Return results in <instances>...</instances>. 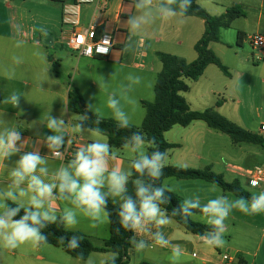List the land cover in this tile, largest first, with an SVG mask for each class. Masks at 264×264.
<instances>
[{
  "label": "crops",
  "instance_id": "obj_1",
  "mask_svg": "<svg viewBox=\"0 0 264 264\" xmlns=\"http://www.w3.org/2000/svg\"><path fill=\"white\" fill-rule=\"evenodd\" d=\"M227 1L200 0L198 3L211 15L218 16L221 13L219 9L223 14L228 8L241 5L240 0ZM229 1L233 3L232 6ZM14 2L16 7L24 9L28 25L24 26L22 31H15L10 26L9 31L0 32V101L12 92H17L21 95V106L13 108L0 102V128L20 130L24 137L22 150H39L48 159L50 171L66 165L82 145L94 141L108 143V138L100 133L74 131L79 113L73 112L69 107L68 82L72 81L71 84L79 89L86 106L89 103L95 104V114L113 119L112 112L107 107L108 97L114 92H119L121 83H130L125 80L129 73L139 75L142 81L139 85H131L130 102L122 100L125 111L131 118V124L139 127L145 117L142 101L154 100V86L162 68L158 53L177 55L192 62L197 58V55L193 54L194 46L205 31L203 20L184 16L169 20L157 19L130 38L126 21L129 15L136 13L135 0L96 1L81 5H77V0ZM263 8L264 2L261 4L253 34H264ZM74 22L76 24H73ZM91 28L101 33L113 34L115 45L108 57H84L85 63L81 65L80 60L70 57L68 52L56 51L58 47L67 46L73 29L87 31ZM223 30L220 41L212 43L210 48L227 66L229 75L210 65L195 83L201 82L202 87L206 88L205 94L209 92L215 97H223V102L212 104V108L219 114L251 132L264 134L261 130L264 126V51L253 53L241 46L251 35L245 27L237 29L236 44L241 49H236L233 42L226 39V35L222 37ZM238 33L243 34L240 42ZM46 35L51 36V45L43 43ZM130 41L132 48L126 50ZM17 42H22L20 47L16 46ZM52 50H55L54 54ZM13 57H19L22 62L17 64ZM60 60L61 65L57 64ZM187 102L190 105L188 100ZM64 108H67L64 115L65 132L70 143L62 150L70 151L71 155L67 159L53 157L43 140L35 134L37 130L42 134H51L44 126L46 117L49 112L60 116ZM198 122L187 127L175 126L166 132L171 134L172 138L165 140L176 144L174 149L178 150L168 152L166 166L182 167L185 163L188 164L187 168L191 169L210 166L227 182L238 181L242 188L251 194L264 191V182L259 187H252L246 173L250 169L264 167V149L251 144L234 145L231 139L228 141L222 135L224 133ZM112 151L117 159L110 160V167L115 165L127 169L135 157V153L124 147L112 148ZM17 158L13 156L11 161L0 163V181L8 179L9 165ZM46 180H50V177ZM163 183L171 187L172 192L182 201L191 196H199L202 203L221 195L229 200L237 199L233 194L202 180L167 178ZM55 203L60 211L65 206H70L61 200ZM197 215L199 218L194 220L204 223L202 214ZM78 219L79 223L69 230L88 235L96 246L102 245L109 237V222L93 227L92 221L82 214ZM225 224L226 243L223 247L205 244L201 236L187 233L174 220L171 225L163 227L162 231L172 245H179L183 251L177 264H264V213L249 215L233 210ZM136 238L149 239L147 236ZM149 243L153 242L149 240ZM41 252L42 245L33 247L30 243L14 250L0 247V264H55ZM129 254L140 255L137 264H172L171 246L165 248L153 244L152 247L137 251L131 245ZM108 255L110 252H94L85 261L92 256H99L103 260L102 263H106L110 259L107 258ZM225 255H228L229 259H225Z\"/></svg>",
  "mask_w": 264,
  "mask_h": 264
},
{
  "label": "clouds",
  "instance_id": "obj_2",
  "mask_svg": "<svg viewBox=\"0 0 264 264\" xmlns=\"http://www.w3.org/2000/svg\"><path fill=\"white\" fill-rule=\"evenodd\" d=\"M191 5L192 0H135L136 13L129 15L126 21L130 38L157 19L184 17ZM21 43L17 42L16 46L20 47ZM131 48L130 41L126 50ZM100 51L107 53L106 48ZM13 60L17 64L22 62L19 57H13ZM125 80L130 83H121L119 92H114L107 100V107L111 110L118 129L132 127L122 100L130 102L131 85H139L142 77L129 73ZM0 102L20 108L21 95L12 92ZM66 112L67 108L62 110L60 116L48 113L44 126L51 134H42L39 130L35 132L55 158L62 159V149L70 143L65 132ZM89 112H97L95 104H87L84 113L77 115L74 131L100 133L99 118L95 121L97 127H86L90 119ZM23 141L20 130L0 128V163L11 161L13 156L18 157L9 165L8 179L0 181V247L9 250L27 243L33 247L47 243L48 237L44 229L57 223L65 229H71L79 223L80 214L92 221L93 227L109 222L111 213L108 211V202L111 199L113 204L119 205L120 227L116 229L117 232L123 228L134 233L129 242L137 251L152 247L153 244L165 248L171 246L172 264H177L183 251L179 245H172L162 231L163 227L173 223V217L180 216L188 222L199 218V212L209 229L201 235V240L209 246L223 247L226 243L225 221L233 210L249 215L264 213L262 191L251 195L249 199L240 197L229 200L221 195L206 203H202L199 196H191L185 198L169 214L161 205L170 201L167 193L173 189L166 183H157L164 175L167 152L160 151L158 145L154 151L145 152L144 146L155 145L156 141L155 138L148 139L139 131L123 138V147L135 153L127 169L115 165L110 167V160L117 159L112 146L107 142L94 141L79 147L66 165L50 171L48 159L39 150H22ZM181 166L187 168L188 164ZM48 177L50 180H46ZM129 183L132 184L134 193L129 192ZM251 184L253 187L258 186L255 180ZM57 200L65 201L70 206H65L60 211L55 203ZM137 236H147L149 239H137ZM60 239L63 242L65 238ZM82 239L80 236H71L67 239V247L72 250L80 248ZM149 240L153 243H149ZM78 258L84 260L82 252L78 254ZM116 259L117 254L113 253L111 264H115Z\"/></svg>",
  "mask_w": 264,
  "mask_h": 264
},
{
  "label": "trees",
  "instance_id": "obj_3",
  "mask_svg": "<svg viewBox=\"0 0 264 264\" xmlns=\"http://www.w3.org/2000/svg\"><path fill=\"white\" fill-rule=\"evenodd\" d=\"M199 1L192 0V5L185 14L186 17H196L205 23V31L194 46L197 58L192 62H188L183 57L177 55L158 53L162 68L155 82L154 100L151 102L142 101L145 117L141 126L132 125L128 129H118L117 122L114 119L103 118L92 112L88 113L90 119L87 121L86 127H97L95 121L99 118L100 123L98 127L101 130L100 134L108 138V143L112 148H123V138L132 132L139 131L144 133L148 139L155 138V145L148 144V153L154 151L158 145L160 151H166L168 154L177 145L166 141L164 134L175 126L187 127L194 122L201 121L211 129L229 136L234 145L251 144L264 149V134H257L239 126L219 114L213 108L203 111L192 110L182 94L189 91L190 86L187 81H198L210 65L216 66L225 75H229L227 66L210 48V45L220 41L222 29L230 28L236 19L245 16L241 5H234L223 14L214 16L201 7L198 3ZM100 34L101 32L96 30V35ZM242 38L243 34L238 33V42ZM68 85L70 86L68 94L70 109L75 113L83 114L86 104L82 94L71 82H68ZM167 178L209 182L218 186L223 191L233 194L237 198L243 197L249 199L253 195L244 190L238 181L227 182L221 174L214 172L210 166L204 169H191L168 165L164 168L163 177L157 183H163ZM128 187L129 192L134 193L131 183H129ZM167 195L170 196V201L161 205V207L166 208L168 213L171 214L172 210L182 202V199L173 192L167 193ZM118 207V204H113L112 200L109 199L108 211L111 213L109 218V237L103 241L102 245L96 246L88 235L80 231L65 229L58 223L49 225L43 230L48 237V242L42 245L61 248L65 253L78 260H80L78 254L82 252L84 255L83 261L87 260L94 252L116 253L117 259L115 264H128V251L132 245L129 242V238L134 233L123 228H120L119 232L116 231L120 227ZM173 220L190 234L201 236L209 230L206 224L197 222L194 219L185 222L180 216H176L173 217ZM73 235L83 237L80 248L76 250L67 247V239ZM61 237L65 238L63 242H61ZM105 264H111V258ZM140 264L153 263L142 262Z\"/></svg>",
  "mask_w": 264,
  "mask_h": 264
},
{
  "label": "rangeland",
  "instance_id": "obj_4",
  "mask_svg": "<svg viewBox=\"0 0 264 264\" xmlns=\"http://www.w3.org/2000/svg\"><path fill=\"white\" fill-rule=\"evenodd\" d=\"M207 1H210V0H207ZM226 2H228V1L226 0ZM240 2H241L242 9L245 12V16L236 19L230 28H226L222 31V33H223L222 37L224 38V35H226V39L232 41L233 42L232 44L236 49H241V48H238V46L236 44L237 29L245 27L248 30L249 34H253V32L257 26L258 14L261 10V4H262V2H264V0H240ZM204 4L206 5V2H204ZM229 4L232 6L233 3L231 1H229ZM263 10H264V8H263ZM219 12H221L220 14H222L223 11H221L219 9ZM214 16H218V15H214ZM27 18L28 17H26L24 9H19L18 7H16L14 0H0V32L9 31L10 26H12L13 30H15V31H22L24 26L28 25ZM220 37H221V35H220ZM216 45L218 46L221 44H216ZM241 46L244 47L245 49H249L253 53L257 52V50H254L247 41L244 42V44ZM56 49H57L56 51L63 50L65 52H68L70 57H73L74 59H79L81 65L83 63H85L84 56H78L76 53H73L66 45H63V46L58 47ZM51 52L54 54L55 50H52ZM193 54L195 56L197 55L196 52H193ZM61 62H62L61 60L57 61V64L61 65ZM213 68L217 69L216 66H213ZM68 81H69V79H68ZM187 82L190 86L189 91L182 93V94L186 98V100H188L190 102V106H191L192 110L201 109V110H197V111H203L205 109L212 108V104H214L217 101L223 102L222 96L217 95L215 97V96L211 95L209 92L206 93L207 94L206 95L205 94L206 88L202 87V84H200L201 82H198V83H195L193 81H187ZM198 123L202 124V125H206L204 122H201V121H199ZM193 129H194L193 132H195V128H193ZM212 130H214V129H212ZM222 135H224V137L228 141H230L229 136H227L226 134H222ZM194 136L195 135H193V137ZM164 138L170 140L172 138V136H171V134L165 133ZM209 140H210V138H209ZM195 142L198 143L197 141H195ZM144 147L146 149L145 152H148V144H146ZM172 151H178V150L173 148L169 152H172ZM41 254L43 256L47 255V258H49L55 264H85L84 261H81V260H78L76 258L71 257L70 255L65 253L61 248H56V247H53L51 245H42ZM112 254L113 253H110V255H108L107 258H111ZM138 257H140V255L131 256L129 254L128 264H137ZM33 261H35V260L33 259ZM102 262H103V260L101 258H99V256H92L87 261V264H105ZM104 262H106V261H104Z\"/></svg>",
  "mask_w": 264,
  "mask_h": 264
},
{
  "label": "built area",
  "instance_id": "obj_5",
  "mask_svg": "<svg viewBox=\"0 0 264 264\" xmlns=\"http://www.w3.org/2000/svg\"><path fill=\"white\" fill-rule=\"evenodd\" d=\"M96 1L108 2L109 0H77V5L84 3H94ZM72 14V13H71ZM73 24H76L75 22ZM246 41L251 45L254 50L264 51V34L254 33L246 38ZM114 37L112 33L104 32L96 35V29L91 28L87 31H78L73 29L70 38L67 41L68 48L76 53L78 56L84 57H108L114 48ZM107 49V53H103L101 49ZM264 132V126L261 127ZM63 159L70 157L71 153L68 150H62ZM53 156V154H52ZM54 157V156H53ZM249 179V184L252 186L251 181H257L256 187H259L264 182V167H257L246 171ZM253 187V186H252ZM229 259L228 255L224 256Z\"/></svg>",
  "mask_w": 264,
  "mask_h": 264
},
{
  "label": "water",
  "instance_id": "obj_6",
  "mask_svg": "<svg viewBox=\"0 0 264 264\" xmlns=\"http://www.w3.org/2000/svg\"><path fill=\"white\" fill-rule=\"evenodd\" d=\"M51 41H52L51 36L46 35V36L44 37L43 43L46 44V45H51Z\"/></svg>",
  "mask_w": 264,
  "mask_h": 264
}]
</instances>
